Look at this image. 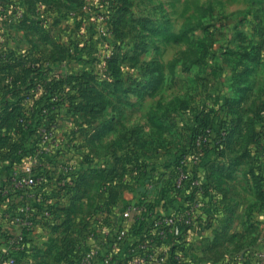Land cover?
<instances>
[{"label": "rangeland", "instance_id": "rangeland-1", "mask_svg": "<svg viewBox=\"0 0 264 264\" xmlns=\"http://www.w3.org/2000/svg\"><path fill=\"white\" fill-rule=\"evenodd\" d=\"M0 12L8 16V21H0V28L8 27V34L2 35L13 39L11 32L16 31L21 41L33 37L47 45L42 72L49 90L58 80L54 94L66 110L64 127L53 134L64 151L59 164L74 161L80 175L65 199L66 210L57 215L67 219L61 226L64 242L73 236L79 242L91 234L95 208L108 199L105 186L119 188V201L128 196L125 205L143 201L134 196L139 182L132 176L125 183L119 177L110 182L105 165L90 168L94 158H107L106 142L117 136L112 123L120 115L129 124L118 153L135 152L151 163L152 178L167 185L196 118L212 109L238 111L251 101L255 113L249 117L236 112L241 122L223 156L212 158L210 174L217 182L223 176L228 179L221 185L225 207L247 204L246 217L263 211L264 96L259 92L264 93V64L246 73L241 85L237 77L249 66L246 60L239 62L243 54L264 53V0H0ZM32 139L29 154L45 163L37 135ZM88 171L103 177L97 175L100 181L93 183ZM59 179L66 180L65 174ZM70 203L77 206L67 210ZM54 243L57 246V239ZM44 256L39 259L46 264ZM54 259L55 254L50 264Z\"/></svg>", "mask_w": 264, "mask_h": 264}, {"label": "crops", "instance_id": "crops-1", "mask_svg": "<svg viewBox=\"0 0 264 264\" xmlns=\"http://www.w3.org/2000/svg\"><path fill=\"white\" fill-rule=\"evenodd\" d=\"M4 31H7L8 34V27L2 26V28H0V52H4V50H7V57L3 58L4 60L0 62V116L2 118V123L0 126V210H2L3 212H10L15 210V205L8 207L3 203L1 195L2 187L8 181L12 170L16 167L26 165L28 163L27 159L30 158L29 156L34 155L29 154L33 153L34 150L32 144L33 131H31V129H24L23 127L19 126L20 118H27L30 127H33V130H37L40 126L44 125L50 127L49 129L53 130V133H60V128L64 127L66 110L61 103L59 104V101L55 104L49 102L48 105L51 109L54 110V114L49 118H44L41 113L31 104L23 101V94L25 92H30L36 82L48 83L47 75H45L44 73L39 74L31 71L35 69L37 70L38 68H44V70L46 69L43 63H47L48 60L46 56L47 45H45V43H38L34 40L33 37L29 38V40L27 41H21V39L18 38L19 36L18 34H16V31L11 32L13 39H10V37L7 38V34H1L4 33ZM6 39L8 40V42L6 41ZM260 46H263L264 49V44H261ZM245 60L249 65V72L255 71L256 65L261 63L264 64V53L262 56L261 54L258 56L257 62L255 54H252V56L248 59L241 57L239 59V62L243 63ZM251 75L252 74H250L249 76ZM57 86H55V88L58 89ZM54 91L55 90L51 89L52 93H54ZM259 93L264 96L263 92ZM246 102L249 104V106L245 105L246 103L243 104L244 108L241 109L240 112L244 116L245 114H247L248 116L250 115L249 117H251L252 113H255L251 107L252 102ZM121 110H123V106L120 107V111ZM19 114L21 116H18ZM121 117L122 115H120V117L116 116L115 122L112 123L113 128H115L116 130L112 132H116L117 136L115 138L111 137L113 138V140L110 139V142H106V151H108L107 158L104 161H100L99 159L94 158L93 161L95 164L92 167L90 166L91 170H93V168H97V165L99 163L105 165L108 169H110L114 164L113 160L121 157L123 154L128 152L125 151L118 153L117 151L119 145L121 146V143L124 140L122 139V135L125 129L128 128L127 126L129 124L125 120L122 121ZM109 143L111 145H109ZM113 145H115L116 147H112ZM112 151L114 152L109 154V152ZM63 153L64 151L59 152V155L57 157L54 156L53 158L45 161V164L51 167L50 174L53 179L50 182V185L52 189L56 188L57 185H60L61 183H65L64 181H66L64 179H59L61 175H64L63 171L58 166L59 162L62 160L61 158L64 157ZM27 154H29V156ZM214 157L215 156L211 154L209 159H212ZM73 158L75 157L73 156ZM139 159L148 163L149 165L151 164L146 160H143L144 158L139 157ZM209 159L205 160V162L203 163V167L205 168L203 169V173L201 174V177L205 183L208 182L205 176V172L210 161ZM54 165L56 166L52 169ZM88 172L89 174L87 175V177L94 178L93 183H95L97 180L100 181V177L98 178L97 175L103 177L96 171ZM147 178L150 179L145 182H149V184L147 185V188L145 187L144 189L140 186L141 180H132L134 182H139V184H137L139 186L134 190V193H136L134 196H142L147 201L154 202L155 210L164 213V211H166L164 205L161 201L159 202L160 199L158 200L161 187L164 186L162 184L163 182H161L162 180L159 181L152 178L151 173H149ZM109 179L112 178L109 177ZM152 180L156 181L154 189L150 188V183L153 182ZM227 181L228 179L226 176H223L222 180H220L219 182L215 181L213 177L209 180V183L212 184L211 188L213 190V197L205 198L204 200V220H206L211 214V204L213 203L214 199L221 200L223 202L226 200V193L221 188V185L224 184L223 182ZM96 190L98 189L96 188ZM127 198L128 196H125L124 199H121L118 202L116 209L111 213L110 222L115 231L125 227L127 224V222H125L123 218H119ZM259 203L264 205V201L261 199L259 200ZM67 205L68 204H66L65 202L61 205V208L58 212L59 216L67 207ZM69 205L70 208L67 210H73L74 205L76 204L70 203ZM166 205L167 207H170V204ZM226 208L227 211L219 215L209 228L204 225V220H202V226H200L199 230L200 233L192 234L188 238H184L186 243L182 242L181 248L185 250V258L180 263H172L248 264L250 253L264 250V208L262 209V212H253L252 214H249L248 217H246V214L248 212V208L250 207L249 205L247 206V204H241L238 208H234L233 206L232 209L228 206H226ZM66 220L67 219L65 217L56 216V218L49 221L43 228L41 227L39 229V231L36 233L39 235H30L28 239V253L23 257L22 264H44L45 259L44 261H41L39 259H43L44 255V258H48L46 260V264H50L54 254L55 264H75L76 259L80 256V246L85 243L89 236H95L96 238H98V241L103 240V238L99 237L98 235L99 230L97 228V223L92 220L90 222V225L92 226V229L90 231L91 234H88L86 238L84 237L85 239L82 238L81 240H79V242H76V240L80 238L78 236H73L72 238H69V240H66V242H64L65 240H63V237L65 239L66 236H64L65 231L61 228V226H65L67 224ZM71 220L70 221L73 223L74 219L71 218ZM5 229L6 226L4 225L3 230ZM56 230L57 234H54V231ZM76 235H78V233H76ZM54 239H57V246L54 243ZM70 240H72L73 242H71L69 245V242L67 241ZM140 240L141 239L137 236V234L131 233L128 242L130 245H133L135 243H138ZM61 245H66L68 247V250L66 251L64 246L63 248H61ZM3 247H5L4 241H0V251ZM57 248L59 249V251H57ZM111 253L113 255V264L126 263V253L122 248L112 250ZM171 261H173L172 258ZM96 264L101 263L98 260Z\"/></svg>", "mask_w": 264, "mask_h": 264}, {"label": "built area", "instance_id": "built-area-1", "mask_svg": "<svg viewBox=\"0 0 264 264\" xmlns=\"http://www.w3.org/2000/svg\"><path fill=\"white\" fill-rule=\"evenodd\" d=\"M21 14V10L18 9L16 15ZM5 20L8 21V16L0 12V21ZM6 51L0 52V62L7 57ZM23 96V101L31 104L44 118L54 114L48 103H56L60 100L59 94L52 93L48 83L44 82H36L33 89L25 92ZM1 123L0 116V126ZM19 126L28 129L30 124L27 118H20ZM49 128L42 125L37 130H31L32 136L37 135L41 152L47 159L57 157L61 151L57 138ZM201 143L200 137L197 145ZM41 159L33 156L27 159L26 165L14 168L2 187L3 203L8 207L15 205V210L10 212L0 210V241H4L5 245L0 251V264H22L23 257L28 253L29 236L35 235L41 227L56 218L68 193L78 185L80 175L75 169V162H62L59 168L70 185L65 186L61 183L52 189L50 182L53 178L50 174V166ZM186 164L189 165L187 168L181 167L177 171L174 183L176 191L172 198L185 201L188 194L196 190L201 199L190 202L188 208L184 210H179L174 204L170 210H166L167 200L159 196V202H162L166 210L164 213L155 209L148 212V207L142 203H128L121 213L127 224L117 231L110 222L112 212L107 210L103 202L102 209L96 212L93 219L97 223L98 235L103 240L98 241L95 236H89L80 246V256L75 264H96L98 260L101 264H113L111 251L118 248H122L126 253V263L123 264H170L171 258L177 263L182 262L185 258V250L181 248L182 242L186 243L184 238L200 233L197 220L204 212L203 182L194 175L192 169L193 165L201 164V158L199 155L189 157ZM150 188H155L153 182L150 183ZM146 212H148L147 217ZM145 222L148 223L146 227L140 233H136L134 226ZM4 225L5 230H3ZM131 233L137 234L141 240L130 245L128 239ZM259 256L264 257V254L261 253Z\"/></svg>", "mask_w": 264, "mask_h": 264}, {"label": "trees", "instance_id": "trees-1", "mask_svg": "<svg viewBox=\"0 0 264 264\" xmlns=\"http://www.w3.org/2000/svg\"><path fill=\"white\" fill-rule=\"evenodd\" d=\"M257 49L254 48V51ZM252 55L250 53L243 54L241 56L242 58L248 59ZM256 56V62L258 59L259 54L255 53ZM42 69V68H41ZM41 69H35L31 70L35 73L43 74ZM246 73H249V68L248 66L245 67V69L239 74L237 77L238 84H242V80L245 79ZM58 80L52 82L51 88L52 90H55V86H57ZM244 88L239 86V91H243ZM228 100H226L227 102ZM55 104V102H53ZM60 104V103H59ZM62 104V103H61ZM236 104L235 101H233V105ZM263 110L264 112V104H263ZM241 108L236 111L235 108L232 107V109L228 110L224 109L220 112L215 111L214 109L210 110L209 112H202L196 120L193 122V128L190 130L189 137L187 138L185 144L183 145V148L180 150V154L176 157L174 160V163L172 164V174L170 175V178L168 182L166 183L167 185H164L161 187L160 190V197L163 199L167 200V204H170V207H167L166 205V210H170L171 206L176 205V207L179 210H184L188 208L190 202L198 200L200 197L197 195V191L193 190L190 194H188L187 199L185 201L181 199H176L172 198L173 193L176 191L175 190V177L178 174V169L179 168H187L189 166L187 163V160L189 157L199 155L201 158V164L195 166H192V169L195 172V176L199 177L202 182H203V198H209L213 197V190L211 188L212 184L209 183V180L213 177H211V169L213 167V160L209 159L210 155H214L216 159H220L221 156H223V152L225 150V147L227 146V143L230 139L231 133L233 129L236 127L238 128L239 123L241 122V116L235 117L236 112H240ZM241 113V112H240ZM214 115H216L214 117ZM52 116V115H51ZM50 117V116H49ZM158 119L154 120L155 124H158ZM53 131V130H52ZM124 136L122 135V138ZM202 138V143L201 145H197V140L199 138ZM264 143V136L261 140ZM259 142V143H262ZM264 147V146H263ZM264 151V149H263ZM262 151V153H263ZM264 155V154H263ZM209 159L208 166L206 168L205 176L208 180L207 183H205L201 177V174L203 173V163L205 160ZM185 161V162H184ZM184 162V163H183ZM119 166V167H118ZM149 164L140 160L138 155L133 152V151H128L125 154H123L121 157H118L115 159L114 164L108 171L109 177H111V181H116V178L119 177L123 183H125L126 177L128 175L132 176V179L134 181H137L138 179L141 180L140 186L141 188H147V185L149 182H145L150 178H147L149 175ZM221 168V167H220ZM224 167L221 168V172H223ZM208 171V173H207ZM106 185V184H105ZM127 187V185H126ZM104 191L107 194V200L105 201V206L109 212H112L116 209V206L119 201V188H116V185H108L107 189L106 186L104 187ZM263 196V195H261ZM262 200L264 201V196L261 197ZM142 204H145L148 207V212L153 211L155 209V204L152 201H147L146 199L142 198ZM201 199V198H200ZM159 200V198H158ZM104 201H101L95 208V212H98L101 208V204ZM170 208V209H169ZM205 209V203H203V208L202 210L204 211ZM227 211V208L223 205V202L221 200H216L214 199L213 203L211 204V214L208 216L206 220H204V216L199 218L197 222L199 223L200 226H202V220L204 225H206L208 228L211 226V224L218 218L219 215H221L223 212ZM148 212L145 213V216H148ZM148 223H137L134 226V229L136 233H140L141 230H143ZM263 253L264 250L258 251V252H252L250 253V259H248V264H262L264 261V257H260L259 255ZM177 263L175 261H171L170 264Z\"/></svg>", "mask_w": 264, "mask_h": 264}]
</instances>
